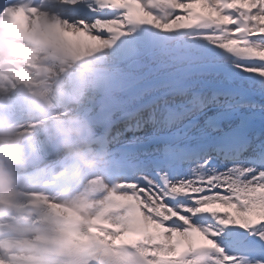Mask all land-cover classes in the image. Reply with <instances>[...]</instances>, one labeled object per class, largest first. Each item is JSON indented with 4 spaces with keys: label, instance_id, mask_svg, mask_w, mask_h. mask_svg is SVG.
Returning a JSON list of instances; mask_svg holds the SVG:
<instances>
[{
    "label": "snow or ice",
    "instance_id": "obj_1",
    "mask_svg": "<svg viewBox=\"0 0 264 264\" xmlns=\"http://www.w3.org/2000/svg\"><path fill=\"white\" fill-rule=\"evenodd\" d=\"M74 15L106 49L92 120L158 229L145 242L194 228L222 264H264V0H83Z\"/></svg>",
    "mask_w": 264,
    "mask_h": 264
},
{
    "label": "bare ground",
    "instance_id": "obj_2",
    "mask_svg": "<svg viewBox=\"0 0 264 264\" xmlns=\"http://www.w3.org/2000/svg\"><path fill=\"white\" fill-rule=\"evenodd\" d=\"M23 11V10H22ZM68 33L63 35L64 39L63 41L67 43V45L72 48L74 51L77 53H81L82 56H85V60L88 62L87 66L81 67V71L85 74H89L90 70H97V71H102V56H101V50L100 48H103L101 42L96 39V38H84V36L76 30L74 27H68L67 28ZM100 47V48H99ZM105 49V48H103ZM96 52H99V55L95 54ZM105 54V52H104ZM89 65H94L93 67H90ZM90 106H87L83 110L77 111L72 115V118L75 117H81L84 114L88 113L90 110ZM57 121L56 117L51 116L44 124L41 125H35L33 127H25L24 131L21 133V135L27 134V133H37L41 131L43 126L45 125H50L54 122ZM50 197L54 199H58L61 201V198H56L54 195H50ZM104 201H102L103 203ZM107 202V201H106ZM109 204V203H105ZM124 219H115L114 223L116 222V225H114L115 229H119L122 225L121 223L123 222ZM153 249H156L160 251L161 253H165L163 249H160L156 246H149L147 247V252L150 253ZM163 256V255H162Z\"/></svg>",
    "mask_w": 264,
    "mask_h": 264
}]
</instances>
